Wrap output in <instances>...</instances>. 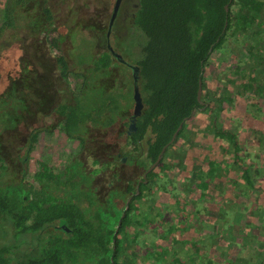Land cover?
Here are the masks:
<instances>
[{
    "label": "trees",
    "instance_id": "16d2710c",
    "mask_svg": "<svg viewBox=\"0 0 264 264\" xmlns=\"http://www.w3.org/2000/svg\"><path fill=\"white\" fill-rule=\"evenodd\" d=\"M55 21L49 0L0 2L1 116L3 110L21 115L27 111L37 122L45 90L47 110L58 117L56 126L83 146L84 134L91 129L109 135L126 127L136 86L143 107L135 120L136 130L130 134L124 130V136L127 144L136 146L150 134L145 157L138 158V163L151 164L179 124L164 155L187 131L188 121L209 110L202 95L203 103L197 100L198 80L203 89L207 59L231 36L247 37L251 42L250 47L242 45L248 52L251 49L254 59L240 72L247 79V90L236 89L245 100V109L218 124L214 115L205 127L211 130L219 151L207 148L203 161L188 162L183 180L164 175L160 182L155 175L157 180L152 181L154 170L149 171L138 184L139 191L142 186L151 190L157 185L150 203L126 202L128 192L133 199L140 195L130 182L124 191L119 187L118 195L113 192L105 197L115 204L105 220L92 200L96 197L93 174L101 167L88 172L84 161L70 158L64 167L37 176L40 188H33L24 176L32 136L38 131L32 132L25 146V134L15 132L16 137L9 138L13 145H9L4 136L7 129L0 123V225L16 234L12 242H0V264H138L128 257L134 254L128 228L141 229L149 222L164 227L162 238L169 239L173 247L160 245L154 253L147 244L145 250L144 246L137 248L143 261L153 258L148 264H264V152L256 147L264 143V115L246 133L237 130L251 111L263 105L258 102L264 98V0H138L135 28L129 32L140 42L135 76L125 66L116 85L101 86L100 91L86 95V89H94L93 84L103 80L94 79L95 74L105 72L106 79L114 76L112 57L108 52L89 53L88 58L74 61L79 69H70ZM29 47L34 50L29 52ZM69 75L78 89L73 90ZM63 84L70 96L58 99ZM247 97L259 101L247 103ZM20 105L24 107L18 109ZM223 123L229 125L223 128ZM245 135L251 146L242 143ZM7 145L9 149H4ZM252 155L260 158L255 160ZM179 157L177 167L182 168L185 156ZM168 186L177 190L172 201H157V192H167ZM198 203L201 210L195 208ZM24 234L30 236L29 241L20 240Z\"/></svg>",
    "mask_w": 264,
    "mask_h": 264
},
{
    "label": "rangeland",
    "instance_id": "374dc122",
    "mask_svg": "<svg viewBox=\"0 0 264 264\" xmlns=\"http://www.w3.org/2000/svg\"><path fill=\"white\" fill-rule=\"evenodd\" d=\"M49 1L56 18L55 22L58 26L57 32L62 35L60 48L62 54H64L65 58L69 61L70 69H77L78 63L75 62L77 60L82 61L88 58L89 53L95 54L107 52L103 51L101 48L96 47L103 44V39L100 40V36L97 35V33L99 34L101 32V29H99L98 27V29H95L96 24L94 21H96L99 27L106 26V21L109 17L113 0ZM0 2L2 4V0H0ZM10 21L12 20L10 19ZM116 27L117 25L115 23L112 32H110L112 45L114 46L116 52L120 53L128 64L136 65V60L140 56V42L137 41L136 38H132L129 33H123L120 35V38H116L115 31H113L114 29L117 30ZM93 30L96 32L95 34L93 33ZM94 36L98 37L97 41ZM250 43L251 42L247 37L241 38L238 36H231L227 41L221 43L219 47L210 54V57L207 59L205 67L203 69L204 88L202 89L201 94L204 98L205 104L209 106V110L206 112L196 113L188 121V126L186 128L187 131L183 134L180 140L175 145L171 146L167 150V154L165 155L164 150V152L162 153V155L165 156L164 161L161 162L160 159V161L151 169L154 170L151 178L152 181L153 179H155V175H158L157 179L158 181L160 180V182L161 178L164 175L165 177L181 181L185 177L184 172L187 173L185 169L188 162L193 163L194 161H201L203 158L205 159L206 157H208L205 151V149L207 148H210V150L214 152L219 151V145L214 146L216 143L212 138L213 136L211 134V130L208 129L209 127L207 128L205 126H208L209 122L213 120L215 114H217V118L216 121L214 120V123L218 124L219 122L221 123V119L225 116H233L235 113L236 115L237 113L240 114V112L245 109V100H243V97L239 96L236 89L242 88V92L245 89L247 90V79L241 77L240 72L241 68L243 69L245 64L246 68H248V63H250V60L253 59L251 57V49L247 48L249 49V53L242 46L245 45L246 47H250ZM31 48H28L29 52L34 50V47L32 49ZM247 54L250 55L248 56ZM124 69L125 66L122 67V65H120V67L114 68V76L107 79V75L105 74V72H99L98 74H95L93 76L94 79L101 78L103 80L99 83L100 85L98 83L93 84L95 85L93 87L94 89H86L85 95L91 91H100L101 86L112 87L113 85H116V83L118 82L116 79L121 74L119 71H124ZM128 70H130V68ZM91 78L92 77H90V79ZM28 79L30 82H32L31 74H29ZM69 81L71 86L73 87V90L78 89L79 86H77L76 82H74V77L72 78V76L69 75ZM63 85L65 86L64 91L58 90V92L62 93L60 97H62V99H65L70 96V93L68 88H66V84ZM46 97L47 91L42 90L40 101L46 103L42 108L43 110H46L47 108V100L45 99ZM248 98L249 97H247V103H254L259 101ZM220 99H222V101H220ZM260 100H262V102L259 101V105L263 104L261 108H259V110L258 108H256L253 113H251V111L248 115L247 121L245 123L243 122L244 124L242 123L243 125H240L238 127L237 130L240 134H244V132L246 133V128H252L254 123L259 124V118H261L260 116L264 115V98ZM19 102H23L22 99H20ZM257 105L258 104H256V106ZM20 107H24V105L17 106L18 109H20ZM2 112L5 114L4 116L2 115L5 120H0V123L3 122L5 126H2L7 129L8 135L7 133L4 134L5 137L8 136V139L5 140L7 141V144L13 145L10 144L12 141L10 139H14L16 137L17 134H14L15 132H22L25 135L29 132L28 136L26 135V137H29L32 135L33 131H38L35 136H32V149L28 153L27 172L24 176V181L27 183V185H30L33 188H40L37 176H39L41 173L54 172L58 168L64 167L65 165L70 163V158L71 160L74 158L83 160L85 169L89 172L94 168L99 167V163H95V159L93 158L95 157V154L103 155L100 152L101 150L104 152V154H106V156L103 157V162L104 164H106L107 170L104 171V174L96 180V183L94 184L95 195L98 198L93 197L92 199L93 203L95 204V208L100 209L101 212H103L101 218L104 220L106 219L105 214H108L110 213V211L115 210V204L113 202H110L108 198H105L106 183L111 181L113 184H117L118 186H122L123 184H125V182L135 184L136 180L140 178L142 174V168H148L150 165L146 162L142 165L138 163L140 166L136 168L130 166L129 163V160L133 159L134 157H145L147 140L150 137L149 133H146L143 139L135 146L124 142V130L126 128L125 126L120 128L118 127L115 130V133H113L112 135H100L99 130L91 129L88 133L84 134L85 145L81 146V143L76 138L68 137L67 135H65L64 131L61 129V126L56 127L55 125L54 129L52 128L49 133L46 130V133L43 135L40 128V120H38L37 122L33 121L27 111L24 112L23 115H21L20 112L12 113L11 111H8L6 113V110H3ZM2 116L0 114V117ZM210 117L212 118L210 119ZM49 119L53 120V118ZM235 121L237 120L235 119ZM228 125L227 123H223L222 127L226 128ZM13 128H15L16 131L12 132L13 130H15ZM26 137L25 139L24 137L22 139L23 146L26 145L30 138L29 137L28 140H26ZM99 137L104 138V140L102 141L105 143V145L108 144L105 149H96L95 143ZM245 137H241L243 140L242 143L247 146H251V140ZM117 145L119 146V151L121 152L120 156L125 157L123 162H119L120 164L117 160L119 156L117 155L115 150H113V147H116ZM9 147L7 145L4 147V149H9ZM256 147L261 148L264 152V143H262L261 145H259L258 143V146ZM180 155L181 157L185 156V166L183 165L184 167L182 168H178V164L176 163L179 161L180 157H177ZM252 156L255 160L260 158L257 155ZM166 164H168V166H170L171 168H168ZM114 165H118V168H120V176L116 181L115 179H113V177H111L110 174L111 168H113ZM9 176L12 177L11 175ZM9 176H6L5 179H10ZM157 179H155V181ZM156 187L157 185L150 188H154L156 190ZM154 189L148 190L147 188H145V186H142V189H140V191L142 192L141 193L139 191L138 184L137 193L140 195L138 197H135V199L130 197L129 202H131V200H135L134 202L136 204L150 203V200H152L156 196ZM174 194H177V190L173 186L172 188L168 186L167 192H157V201L166 202L168 199L171 200ZM195 208L201 210V204L198 203L197 205H195ZM163 228L164 227H162L161 225H154L153 222L147 223L141 229H133V227L128 228L129 233H131V237L129 238V240L131 241L132 246L130 245V249L132 253H134V256L128 255V257L131 258L130 260H133L134 258V261H136L138 264H148V262L152 263L150 261H153V258L149 259L148 261H143L142 258L137 254V248H139L140 246H144L145 244L149 246V249H151L150 251L153 253L155 250L159 249L160 245H169V247H173L172 242H170L169 239L162 238L161 232ZM15 236V233H10L8 227L0 225V242H3L4 240H6L4 242H12ZM20 240L25 242L29 241L30 236L24 234L22 237H20ZM145 247L146 246L142 248L145 250ZM183 247L184 246H182V248L178 251L180 252ZM171 249V251L174 252V249Z\"/></svg>",
    "mask_w": 264,
    "mask_h": 264
},
{
    "label": "flooded vegetation",
    "instance_id": "af4514ba",
    "mask_svg": "<svg viewBox=\"0 0 264 264\" xmlns=\"http://www.w3.org/2000/svg\"><path fill=\"white\" fill-rule=\"evenodd\" d=\"M114 4H115V0H113L112 6H111V10H110V13H109V17H108V19L106 21V26L99 27L97 25L96 21H94L95 24H96V26H95L96 28L95 29H98V28L101 29V32L99 34L97 33V35L100 36V38H101L100 40L103 39V44H101L99 46H96V47L101 48L103 51H107V52L110 53V55L112 57V62H113V65H114L112 69H114L116 67H120V65H122V67L126 66V67L130 68V70H131L130 72H131L132 76H135V73L138 70L137 66L133 65V64H128L126 62V60L123 58V56L120 53L116 52L114 46L111 43L110 32H112V29H113V26H114L115 23L117 25V27H116L117 30L114 29L113 31H115V34H116L115 37L116 38H120V35L123 34V33H129V32L132 33L134 31L135 26H134V22H133V17H134L135 9L138 6V0H120L119 5L117 7V11H116V13H115V15H114V17L112 19V22H111V25H110V32H109V35L107 37L106 36V32H107L109 24H110V19H111V16H112V11H113V8H114ZM103 27H105V28H103ZM93 33L95 34L96 32L94 31ZM102 35H103V37H102ZM94 38L97 41L98 37L94 36ZM116 54H119V55H116ZM58 99H60V96L58 97ZM45 104L46 103L42 102L41 110H39V112H38V119L40 120V123H41L40 128L42 130L43 135L46 133V130L49 133L52 128L54 129L56 123L58 122V117H56L54 112L49 113L47 108H46V110L42 109ZM49 118H53V120H51ZM130 119L131 118L129 117L128 124L130 122ZM128 124L126 125L125 130H126L127 134H130L131 132L130 133L128 132ZM96 130H99L100 135H106L107 134V132L103 131L102 129L96 128ZM28 134H29V132L26 135L28 136ZM26 135H25V137H26ZM110 135H112V134H110ZM25 137H24V139H25ZM28 138L29 137H26V140H28ZM102 140H104V138H100L99 137L97 139V141L95 143L96 144V149H99V148L105 149L106 148V146L108 144L105 145V143ZM124 140H125L124 142H127L126 135L124 136ZM84 145H85V141L83 143V146ZM113 150H115V152L119 156V158L117 159L118 163L119 162H123L122 158L125 159V157L124 156H120L121 152L119 151V146L118 145L116 147L114 146ZM100 152L104 156L95 154V157H93L95 160L98 161L99 167H101V169L97 173L93 174L94 182H96V180L104 174V171L107 170L106 164H104V162H103L104 161L103 157H105L106 154H104V152L102 150ZM81 161H83V160H81ZM129 161H130L129 162L130 166H132V167L138 168L140 166L138 164V157H134L133 159H130ZM142 170L143 171H142V174H141L140 178H138L136 180L135 184H134L136 190H137L138 183L142 180V178H145L144 174H147L146 173L147 168H142ZM109 171H110V169H109ZM110 174H111V177H113V179H115V181H116L117 178L120 176V168H118V165H114V167L111 168ZM126 183H128V182H125V184H123L122 186H118L117 184H113L111 181L107 182L106 183V190H105L106 197L111 196L113 194V192L116 193V195H118L117 191L119 190V187L122 188V190L124 191ZM127 195H129V197H131L130 192H128Z\"/></svg>",
    "mask_w": 264,
    "mask_h": 264
},
{
    "label": "water",
    "instance_id": "95a60500",
    "mask_svg": "<svg viewBox=\"0 0 264 264\" xmlns=\"http://www.w3.org/2000/svg\"><path fill=\"white\" fill-rule=\"evenodd\" d=\"M229 1H231V0H229ZM119 2H120V0H115L114 8H113V11H112V16H111V19H110V24H109L108 30L106 32V36L107 37L109 35L110 25H111V22H112V19H113L114 15H115V13L117 11V7L119 5ZM224 8H225V10H227L228 4H225ZM116 55H119V54H116ZM201 93H202V85H201V79H199L198 80V88H197V100L200 103H203V100H201ZM132 98H133V108H132V116H131L130 122L128 124V132L129 133L130 132H134L136 130L135 119L140 115L141 110H142V107H143L142 98H141L140 92H139V90H138V88L136 86L133 87ZM181 125L182 124H179L178 125V127L176 128V130L173 132L170 141L161 148L160 152L157 155V158L155 159L154 162H152L149 165V167L146 170V173L149 172L160 161V159L162 157V153L164 152L166 146L168 144H170L171 142H173V140L175 139L178 131L181 128ZM122 161H124V158H122ZM144 176H146V174H144ZM129 199H130V197L126 200L127 203L129 202ZM125 208H127V205L125 206ZM122 216H123V214L121 215V217Z\"/></svg>",
    "mask_w": 264,
    "mask_h": 264
}]
</instances>
